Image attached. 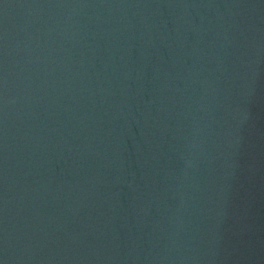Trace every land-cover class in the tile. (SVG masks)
<instances>
[{"label": "water", "instance_id": "obj_1", "mask_svg": "<svg viewBox=\"0 0 264 264\" xmlns=\"http://www.w3.org/2000/svg\"><path fill=\"white\" fill-rule=\"evenodd\" d=\"M0 264H264V0H0Z\"/></svg>", "mask_w": 264, "mask_h": 264}]
</instances>
